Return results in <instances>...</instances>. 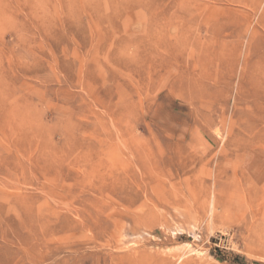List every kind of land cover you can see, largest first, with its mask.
Listing matches in <instances>:
<instances>
[{"label":"rangeland","instance_id":"rangeland-1","mask_svg":"<svg viewBox=\"0 0 264 264\" xmlns=\"http://www.w3.org/2000/svg\"><path fill=\"white\" fill-rule=\"evenodd\" d=\"M0 264H264V0H0Z\"/></svg>","mask_w":264,"mask_h":264},{"label":"bare ground","instance_id":"bare-ground-1","mask_svg":"<svg viewBox=\"0 0 264 264\" xmlns=\"http://www.w3.org/2000/svg\"><path fill=\"white\" fill-rule=\"evenodd\" d=\"M129 175V174H128Z\"/></svg>","mask_w":264,"mask_h":264}]
</instances>
